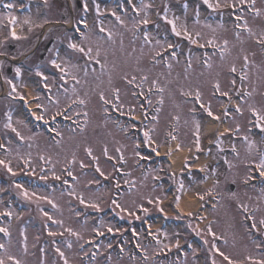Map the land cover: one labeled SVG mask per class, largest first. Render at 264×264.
I'll return each mask as SVG.
<instances>
[{
  "label": "rangeland",
  "instance_id": "rangeland-1",
  "mask_svg": "<svg viewBox=\"0 0 264 264\" xmlns=\"http://www.w3.org/2000/svg\"><path fill=\"white\" fill-rule=\"evenodd\" d=\"M74 2V0H72ZM143 0L145 4H152V8L147 10V15L150 21L153 23L152 30L149 31L150 37L153 41L151 45L145 44L143 34L138 31V28L134 29L133 24L138 21L144 12L137 13L135 16H131L130 23L132 24V29L129 26V20L125 18L129 17V14H119L125 18V25H121L116 18L104 17V13L112 11L116 7V0L111 1V5L100 4L96 0H88V12L82 15V19L89 22L91 28L85 34L89 36L90 40L85 42L82 38L77 40L71 35L72 33L67 30L63 33H56L51 31V35L57 37L56 45L54 46L51 57L45 62L39 65V72L44 73L48 77L45 81L40 75L31 74L24 69L25 73L21 80H13L11 77L7 76L6 62H3V67L0 74V133L6 140V145H9V149L13 152V155H0V159L10 161L11 167L15 170L19 165L18 156L25 158H30L32 164L37 166L36 171L40 172V181L36 185L24 187L29 190V192H35L38 196H48L50 200L54 201L58 207L54 208L52 204L47 201L36 202V197H33L31 201L22 199L15 200L12 205V201L9 203L8 207L5 204L4 199H2L3 204L0 200V211H11L14 214L11 216L10 221L5 220V222H0V227L8 228L10 232V237L7 238L0 237V243H4L7 247L8 253L17 256L21 259L23 264H64L63 258L57 253V259L51 258V252H56V247L59 246L61 251L64 252L67 257L69 264H81L79 260L80 251H78L77 246L84 242L85 240L94 239L95 235H98V243L100 252H110L111 259L108 262L101 260H96L89 264H201L202 259L199 260L201 255L203 263L212 264V260H216V264H229L218 252L212 249V244L215 243L216 247L220 249L221 252L228 256L232 261L237 262V264H252L251 261L247 259L248 256H252L254 260L264 259V225H261L259 221L264 219V183L260 185H255L251 188H245L242 184V180L249 176V164L259 163V158L264 155V138H258V136L253 135L250 131V121L253 119L252 113L249 111V105L255 106L257 109L264 112V52L259 48V43L257 40L260 38L261 33H264V0H256V7L261 9V15H254L249 9L246 11L243 9L242 12H238L236 15H243L248 21V26L252 28L255 36H250L246 30L237 29L236 24H231L230 14H234L232 9L224 8L219 11H213L209 9L207 5L203 6V0H195L196 3H191V0ZM47 7H42L34 4L30 6L31 12L25 13L23 15H18L14 8L20 2L15 1L12 15L18 18L15 25L16 31L19 36H33L35 38L31 41L20 40L16 44L18 45L15 51L16 58H21L32 46H34L40 36L41 30L46 26L45 21H50L54 19L53 17L46 18L50 15L54 6H49L51 0H47ZM132 4L140 5L141 0H131ZM215 2V0H213ZM223 2V0H222ZM94 3H99L103 15L97 16L94 11ZM187 3L188 8L185 10L184 4ZM21 4V3H20ZM168 9V18L179 17L177 21L178 26L182 23L187 24L189 32L192 33L193 39L200 43L199 46L203 45L204 48L213 47L211 44H207L206 41L215 37L216 43L223 46V41L228 40V52L223 58H221L220 53L209 52L203 58L201 54H194L193 43L183 36L177 37L171 31V26L163 19L164 10ZM199 8L200 11V21L195 23V9ZM55 9V8H54ZM107 10V11H105ZM116 10V9H115ZM158 12L161 15L154 16ZM0 16V53H10L8 52L7 45L14 44L15 39H11V30L8 25H11L8 20V13ZM133 14V13H132ZM140 14H143L142 16ZM212 14L213 17L209 19V15ZM139 16H141L139 18ZM157 18V19H156ZM156 21H153L155 20ZM25 20H30L31 25L25 23ZM65 20L71 23V20L66 18ZM65 20H62L63 22ZM103 22V27L113 32V38L111 40L107 39V33H101L99 28L101 26L100 22ZM211 25L209 28L207 25ZM223 24V27L220 25ZM26 26L27 31L22 32ZM39 25H42L39 26ZM157 25L159 27H157ZM46 29V28H45ZM134 29V31H133ZM215 29V31H213ZM236 31H240V39L236 38ZM201 33L200 37H196L195 33ZM5 37L8 39L5 41ZM103 37V39L101 38ZM161 40L163 47L161 45L155 44V41ZM121 40L123 43L121 44ZM70 41L85 44L91 42L95 47L96 43L101 46V56L100 61L105 65L101 69L100 64H97L95 60L89 61L81 53L75 52L68 48V43ZM171 43L176 45L175 48L179 49L176 52V57L173 58L171 55L165 54L167 49V44ZM143 49V51H141ZM156 51H160L161 55L156 57L159 63L153 61V54ZM178 51V50H177ZM59 52L58 62H67L70 65H78L76 68H70L69 71L74 74L79 83L72 80V75H68L64 79H61V74L58 69H55L50 61L57 58L56 53ZM247 55L249 59L248 67L244 68L243 57ZM3 55H0V58ZM191 56V68H188V59ZM32 60H36V55L31 56ZM208 59L209 63L212 65L211 68L204 64V60ZM1 60V59H0ZM172 64L171 70L167 68L168 63ZM235 64L236 73L230 71L231 66ZM244 72L248 76L247 85L252 92V96L249 99H245V116L235 119L232 118V124L230 123L229 128H235L237 124L240 125V131L242 132V139H236L234 143L239 147V156H233L231 159L232 167H227L225 164L224 157L226 155L225 147L232 144L229 136H223V144L218 146L214 142L212 135L206 133V125L203 120L204 117H195L197 113V108L194 106L193 96L197 88L208 91L212 94L213 86L215 82L220 79H228L227 77L232 76L231 79H236L240 74L239 71ZM87 71V75H85ZM50 73V74H49ZM128 75L129 79L132 76L137 78L147 75L148 81L145 86L151 85L152 80L159 79L160 84L165 87L164 103L161 105L157 111L155 117L157 119L151 121V125L148 127L153 128L154 126V137L156 135L158 138L166 135L167 130H169L170 123L172 120L175 121L176 127L182 130L180 140L185 145H190L191 149L196 152L197 155L204 154L210 164L206 166V169L214 167L213 159L218 162V168L213 173L211 181L214 182V187L222 195L219 198L220 206L213 210L216 216V220L213 225L212 232L218 235V238L213 239L210 233L207 231L208 228L201 229L200 235H197L192 229L196 228V225L200 227L205 226L206 217L200 219L198 216L192 219L197 220V222L190 220L191 218L185 217L180 213L175 207V199L172 203L167 204V199L169 201L170 194L162 192L163 187L168 183H174L176 185L175 191L176 197H180L183 194L188 195L187 191L191 189L189 186L181 189L178 186L177 180L174 176L170 174V166L166 164L163 166L160 179L163 177L167 180V183L153 181L152 177L155 171H147L146 174L140 173V168L135 166L136 156L133 155L134 144L136 143L131 137L126 136L125 131L114 124L113 120L103 116L105 103L100 99V93L103 92L105 98L110 101H116L114 99L113 89H120V100L118 101V109L123 113L127 110L133 112L141 109V103L139 102L141 96L146 97L148 92L145 86L143 87L144 95H140L141 89L136 87V84H128L124 79V75ZM5 77L12 80L13 84L16 85V91H21L24 93H19L23 96L29 94L38 95L39 91H43L44 84L48 83L51 88V96L58 98L60 101L59 105L51 102V100H41L40 105H44L49 112H54L61 110L63 105L67 104L71 100H76L77 96L86 101V104L82 105L81 109L76 108L77 111H86L87 117L85 119L87 122L84 124V130L71 134L69 132H62V138L57 142L48 141L43 135L37 136L31 135L23 129V124L25 128L26 124L22 120V113L12 96H9V92L12 89H8L10 85L6 82ZM19 77V76H18ZM14 78V76H12ZM39 78V79H38ZM203 82L206 84L203 85ZM75 84L76 94H73L72 87ZM201 84V85H200ZM67 88V93L64 92L63 88ZM183 92L192 91L193 95H183ZM4 95H3V94ZM14 94V93H13ZM210 94L204 95V100L201 98L203 105H208L211 101ZM50 97V98H52ZM160 97V96H157ZM48 98V99H50ZM213 100V99H212ZM51 103L52 109H50L49 104ZM116 104V103H115ZM129 106V107H127ZM242 108V107H241ZM215 111V109H212ZM115 111H117L115 107ZM11 112L12 123L24 137L21 140L15 132L16 138L19 145L13 140L9 139L12 137L15 139L13 133L9 132L11 129H7L4 125L7 123V114ZM216 112V111H215ZM179 120H176V117ZM199 122V139H200V149L197 150L195 146L196 141V124ZM206 120V119H205ZM23 122V124H22ZM196 122V123H197ZM22 125V126H21ZM123 126V125H122ZM125 127V126H124ZM125 128H128L126 126ZM29 131V129H27ZM217 134V133H216ZM237 134V133H236ZM178 135V136H179ZM236 136V135H235ZM248 136L250 141H255L254 147L249 151L248 142L244 141L243 137ZM208 140H212V145L206 147L204 143ZM167 141V139H166ZM214 143V144H213ZM16 144V145H15ZM107 145L108 156L103 154V148ZM215 145V146H214ZM231 146V145H230ZM91 148L93 155L98 157V161L92 160L86 149ZM223 148V151L220 148ZM120 148L125 155L127 163H122L119 161V154L116 149ZM10 151V152H11ZM137 151H141L137 149ZM15 153V154H14ZM5 156V157H4ZM44 157V159H41ZM75 157L76 163L70 164L69 162ZM110 157H115L116 159H110ZM203 157V156H202ZM47 161V162H46ZM80 161H83L86 167L82 168L80 166ZM206 162V161H205ZM99 164L100 169L105 173L104 176H100L99 172L96 171V165ZM200 162L197 163V165ZM5 169L4 166L0 165ZM53 166L55 168L56 176L60 177V182L55 179L52 175ZM115 166V167H114ZM193 166V165H192ZM72 172L73 176L69 177L65 174V168ZM116 169H121L122 171H117ZM208 170V171H209ZM125 173H130V175H125ZM68 177H65V176ZM41 177H47V179H42ZM159 179V180H160ZM197 176L192 177L190 180L195 181L192 183H197ZM67 180L68 183L65 184L64 181ZM183 180V179H181ZM188 180V181H190ZM90 181H98L99 183H90ZM119 181V188L116 187V182ZM127 181V183H126ZM217 181L219 183L217 184ZM232 181L236 185L235 196L232 192H226V183ZM108 182V183H106ZM187 182L183 181V185ZM161 184L160 186H157ZM180 185V184H179ZM181 190L178 191L179 188ZM200 186L197 187L199 189ZM258 188V190H256ZM75 191L76 196L69 195L70 192ZM83 194L86 204H81L77 196ZM157 197L160 198L159 204H157ZM116 200L123 207L127 208L128 211L134 213L133 216H129L127 212L121 213L119 208H115L112 201ZM152 200V203H149ZM96 202L100 204V210L98 213L106 212L102 216H97L93 214L88 215V210L94 213V208L88 207L87 203ZM24 203L25 210H19V203ZM166 202V203H165ZM181 202V201H179ZM243 204L247 206L248 212H245L240 205ZM150 208L148 213L155 214L161 212L159 209L162 207L164 213L171 216H176L177 220L180 218H186L182 220L186 221L188 226H184L183 232L179 230V225L175 224V228L172 229L170 225L167 226L166 230H159L158 224L152 226L155 228L158 238L162 241L163 245L169 244L168 239H176L180 232L186 235L196 234L197 237L194 239L195 243L191 250L184 251L183 257H176L175 259L168 260L166 262L165 258H152L156 252L162 248V245H148L144 242L143 233L139 229L137 233H141L139 243L141 246H145L148 250L149 260L140 261L137 257L128 256V250L123 253L122 256L117 255V250L109 251L107 247L108 244H115V240H112L109 236H117L118 234L125 232L128 228L125 225L120 224L113 218V215L108 212L112 210L117 214V217L123 221L138 220L135 217L143 215V210L141 208ZM48 212L53 220H48L47 217L43 215V212ZM24 212V213H22ZM80 213V215H77ZM222 214V217L220 215ZM24 215V216H23ZM23 216V217H22ZM17 221V219H19ZM250 217L255 218L256 229L263 235L259 239L255 238L252 231L255 228L249 226L246 219ZM220 218V219H219ZM25 219L23 222L22 220ZM34 219H39L40 224L35 225L37 222ZM16 222L14 223V221ZM54 220H62L63 226L54 223ZM87 221V223H85ZM103 221V225L112 226L113 229L119 228L120 232L107 231V228L100 225ZM245 222V223H244ZM8 223V224H7ZM34 223V224H33ZM196 225H195V224ZM153 224V223H152ZM191 225V227H189ZM100 227V231L103 235H99L94 232L93 229ZM72 228L74 231L79 232L82 239H77V237L69 234L66 229ZM208 227V226H206ZM49 231L57 233L55 236L49 235ZM167 233V236L164 233ZM257 232V231H256ZM59 233H63L60 235ZM125 234V233H124ZM27 236V253L23 250L24 236ZM45 237L46 239L39 245V236ZM105 236V237H100ZM125 237L122 241L129 242L131 239L129 236ZM138 236V235H137ZM61 237L59 241H54V238ZM163 237H165V240ZM216 237V236H215ZM253 237V238H252ZM107 238V239H106ZM164 240H161V239ZM262 239V240H261ZM207 240L208 243L205 244L204 241ZM71 241L72 247L67 246L68 242ZM227 241V243H225ZM148 242V241H147ZM259 245V247L257 246ZM263 246V247H262ZM123 248H126V244L123 243ZM43 249V251H41ZM212 249V250H210ZM0 255H4V252L0 250ZM32 255V256H31Z\"/></svg>",
  "mask_w": 264,
  "mask_h": 264
},
{
  "label": "snow or ice",
  "instance_id": "snow-or-ice-1",
  "mask_svg": "<svg viewBox=\"0 0 264 264\" xmlns=\"http://www.w3.org/2000/svg\"><path fill=\"white\" fill-rule=\"evenodd\" d=\"M45 2H47V0H45ZM203 3L205 5H207V7L209 9H212L213 11H219L221 9H224V8H229V9H232V10H236V9H241V11H243L244 7L246 6L254 15L256 16H260L261 15V9L260 8H257L256 7V0H215V2H213V0H203ZM5 7L9 10V15H8V20H9V23L12 25V28H11V38L12 39H15V40H20V39H26V37H21L17 34L16 32V28H15V25L17 23V20L18 18L14 15L11 14V10L14 8V5L9 3L7 5H5ZM132 9L134 12L136 13H141V12H144V15L138 20L136 21L134 24H133V28H138L140 25H148L150 23V20L148 18V15H147V10L148 9H151L153 6L152 4H145L143 3V0H141V6L140 7H137L136 4H132L131 5ZM184 8L185 10H187L188 8V5L187 3L184 4ZM83 10L85 12H87L89 9H88V0H84V3H83ZM94 11L95 13L97 14V16H101L103 15V12L101 10V7H100V4L99 3H94ZM107 11V10H105ZM168 9L166 8L164 10V16H163V19L171 26V31L172 33L175 34V36L177 37H180V36H183L185 37L186 39H188L191 43L193 44H196L197 43V40L196 39H193V36H192V33L189 32L188 28H187V24L186 22L185 23H182L178 26L177 24V21L179 20V17H173L172 19H169L168 18ZM111 15L114 16L116 18V20L121 24V25H124L125 22L124 20L121 18V16L117 15V12L115 9H113L111 11ZM195 23H199L200 21V11H199V8H196L195 9ZM48 21H45V23H47ZM65 23H68L67 20L64 21ZM25 23L31 25V21L30 20H25ZM79 23L81 24H84L86 27H87V21L86 20H81L79 21ZM101 26L99 28V31L101 33H107V39L111 40L113 38V32L108 30V29H105L103 27V22L101 21ZM235 24H236V28L237 29H243V30H246L247 33L250 35V36H255L256 34L253 32L252 28H250L248 26V21L247 19L244 18V16L241 14V15H237L235 17ZM42 27V25H39ZM157 27H159L157 25ZM207 27L211 28L212 26L209 24L207 25ZM220 27H223V24L220 25ZM77 31H79V29H77ZM213 31H215V29H213ZM196 37H200L201 33L199 32H196L195 33ZM236 35V38L237 39H240V31H236L235 33ZM80 36L82 37V39L85 41V42H88L90 40L89 36H87L85 33L81 32L80 33ZM143 37H144V42L145 44H149L151 45L153 43L151 37H150V33L147 32V31H144L143 32ZM103 39V37H101ZM8 39V37H5V41ZM257 42L260 44V45H264V33H261V36L260 38L257 40ZM123 43V41L121 40V44ZM207 44H211L213 47H219L220 48V55H221V58H223L225 56V54L228 52V44H229V41L228 40H224L223 41V46L221 47L220 45H218L216 43V39L215 37H213L212 39L210 40H207L206 41ZM155 44L157 45H161V47H163V44L161 42V40L157 39L155 41ZM0 46H2V42H0ZM176 47V45L174 44H171V43H168L167 44V49H174ZM68 48L75 51V52H79L81 53L84 57L87 58V60L89 61H92V60H95V62L97 64H100V67L101 69H103L105 67L104 64L101 63L100 61V56H101V46L99 43H96L95 47L93 46V44L91 42L87 43V46L85 44H81V43H76V42H73V41H70L68 43ZM141 51H143V49H141ZM0 55H7V53H0ZM161 55V52L160 51H156L154 52L153 54V61L155 63H159L158 60H156V57L160 56ZM56 56L57 58L55 59H52L50 61L51 65L55 68V69H58L59 70V73L61 74V79H64L65 77H67L68 75H72V80L75 81L76 83H79V80L77 79V77L72 74L69 69L70 68H76L78 67V65H70L68 64L67 62H63V66H62V63L61 62H58V58H59V52L56 53ZM171 56L173 58L176 57V52L173 51L171 53ZM243 60H244V68L246 69L248 67V64H249V59H248V56L245 55L243 57ZM204 64L211 68L212 65L209 63L208 59H205L204 60ZM167 68L169 70H171L172 68V64L169 62L167 65ZM3 67V62H0V68ZM188 68H191V56H189L188 58V65H187ZM230 71L232 73H236L237 69H236V66L235 64H233L231 66V69ZM21 68L17 67L15 69V73L17 76L21 75ZM38 75H40L41 77H43V79L45 81L48 80V77L44 75V73L42 72H39L38 71ZM85 75H87V71H85ZM123 79L128 83V84H136V87L141 89L140 91V95H144V91H143V84L146 83L148 81V76L147 75H143L140 77V83H136V80H137V77L136 76H132L131 79H129L128 75H124L123 76ZM5 80L6 82L11 86L12 88V92L9 93V96H11L13 93H16V85L13 84L12 80H9L7 77H5ZM240 80H241V85H240V88L243 89V82L244 81H247L248 80V76L246 73L244 72H241L240 74ZM231 85L233 87H235L236 85V80L235 79H232L230 81ZM151 87H149L147 89V91L149 93H151L153 91V89H155L158 93H160V99L158 101V103L160 105H163L164 103V96H163V93L165 92V87L162 86L160 84V81L159 79H154L152 80L151 82ZM44 87L45 88H50V85L48 83H45L44 84ZM61 88H63V85H61ZM64 92L67 93L68 89L67 88H63ZM214 90L215 92H221V85H220V82L217 80L214 84ZM72 92L73 94H76V88H75V84L73 85L72 87ZM113 94H114V99L116 101H119L120 100V89L119 88H115L113 89ZM182 94L183 95H193V92L192 91H187V92H183L182 90ZM16 95H20L19 93H16ZM195 98L197 100H200L201 99V96H202V93L200 91L199 88H197L195 90ZM221 95H223L224 97H227L229 100H231V96L229 95V93L227 91H224L221 93ZM236 95L239 96L242 100H245L246 97H251L252 96V92H241V91H237L236 92ZM23 98V97H21ZM51 99V102L56 104V105H59L60 104V101L58 98H50ZM100 99L105 103V105H108V104H112V101L108 100L105 98V95L103 92L100 93ZM72 103H79L80 105H84L86 104V101L84 99H81L77 96V99L76 100H73ZM149 105H151V100L148 101ZM113 107H117L116 104H112ZM201 107L205 109V111L208 113L209 116H213V112H212V107H211V102L209 101L208 105L205 106L203 104H201ZM37 108H40V109H43L44 112H47V108L44 106V105H40L38 104L37 105ZM119 110V109H118ZM235 110L237 113H243V109L241 108L240 104H236L235 105ZM131 111H134V109H132ZM157 111H159V109H157ZM249 111L252 113L253 117H254V126L256 127H259L262 131H264V112H262V110L260 109H257L255 106L253 105H249ZM105 112H107V108H105ZM228 112H227V108H225V115H227ZM32 115L35 117V119L37 121H44L45 123H48L47 120H45V117L43 114H40L38 115L36 112H32ZM57 115H62L61 112L57 111L55 115H53L51 117L52 120H55L56 116ZM84 116L87 117V113L85 112L84 113ZM217 121L220 120V117L219 116H215L214 117ZM153 119H157L156 117H153ZM176 120H179V117L177 116L176 117ZM250 123H252V121H250ZM5 128L7 129H11L13 132L16 133V135L21 139V140H24L25 137L15 128L13 127V123H12V114L11 112H9L7 114V123L4 125ZM133 128H135V125H132ZM199 128H200V125H199V122L196 123V141H195V146L197 148V150L200 149V139H199ZM125 132L128 131V128H124L123 129ZM154 126L152 129H148V130H145L143 131V140L151 147L152 144L155 143V141L153 140V137H152V132L154 131ZM53 131H56L55 129H53ZM228 132H233V129H228L227 130ZM240 131V125L237 124L236 127H235V132H239ZM59 134V133H57ZM234 134V132H233ZM168 136L172 139V140H175L176 139V136L173 135L172 133H168ZM224 136V133L223 132H219L216 134V140L213 141L216 145L220 146L223 144V139L222 137ZM244 141L248 142V147H249V151H251V149L254 147L255 145V141H250L248 136H244L243 137ZM0 147H2V145H0ZM140 147V144H139V141H137L135 144H134V148H133V155L136 156V157H139L140 159H149V157H143L141 156L140 152L137 151V149H139ZM158 147V145H157ZM179 148V146H178ZM221 151H223V148L221 147L220 148ZM117 153L119 154V161L122 162V163H127V160L125 158V155H124V152L120 149V148H117L116 149ZM153 151L156 152L157 155H159V152L156 151V148H153ZM232 151L235 152V154L237 156H239V152H236V149H235V145L232 146ZM86 152L87 154L92 157V160L94 161H98V157L94 156L93 155V151L92 149L89 147L86 149ZM103 154L105 156H108V147L107 145L104 146L103 148ZM168 155H171V150L169 151ZM41 159H44V157H41ZM110 159H116L115 157H110ZM47 162V161H46ZM30 163V159H26L24 160V164L25 166H28ZM70 164H75L76 163V160H75V157H73V159L69 162ZM137 163H139V160L137 161ZM228 163V167L231 168L232 167V164L231 162H227ZM255 164V167L259 170V175L262 179H264V155H261L260 158H259V163H255V161L253 162ZM0 165L4 166L7 171L9 173H11L12 175H16V173L13 171L12 167H11V163L10 161H7V160H4V159H0ZM80 166L82 168L86 167V165L84 164L83 161H80ZM115 167V166H114ZM117 171H122L121 169H116ZM203 170V169H202ZM96 171L99 172L100 176H104L105 173L100 169L99 167V164L97 163L96 165ZM213 171H215V169H213ZM35 174V172H33V175ZM52 175L55 179L59 180L60 177L59 176H56L55 174V168L53 166V170H52ZM67 175L69 177H72L73 174L72 172H68ZM125 175H130V173H125ZM42 179H47V177H41ZM247 182V180L245 181ZM65 184L68 183L67 180L64 181ZM90 183H99L98 181H90ZM127 183V181H126ZM219 183V181H217V184ZM116 187L119 188V181L116 182ZM15 188H17L19 190V194L25 199V200H29L31 201L33 199V197H36V202L39 203V201L43 200V201H47L48 203L52 204V206L54 208L58 207V205L55 204L54 201L50 200L48 196H38L37 193L35 192H29L28 189L24 188V186L22 184H15ZM180 188L183 189V181L180 182ZM211 191V190H210ZM69 195H72V196H76L77 194L75 193V191H72L69 193ZM233 196H235V193H232ZM204 197L201 196V199H203ZM77 199H79L80 203L81 204H86V201L84 199V196L83 194H80L77 196ZM153 201L152 200H149V203H152ZM160 202V198L157 197V204H159ZM175 207L177 209H179L180 207V203H179V196L176 197L175 199ZM112 204L114 205L115 208H119L120 209V212L121 213H124V212H127L128 215L131 217L134 215V213H132L131 211H128L127 208L123 207L121 204H119L116 200H113L112 201ZM87 206L88 207H91V208H94V209H97V210H100V204L99 203H96V202H90V203H87ZM241 208L244 209L245 212H248V209H247V206L241 204L240 205ZM143 212L145 214L148 213L149 209L147 208H143V206H141ZM161 212L164 211V209L161 207L159 209ZM41 211L43 212V209H41ZM8 216H12L14 213L11 212V211H8L6 213ZM0 215H3V213H0ZM43 215L45 217L48 218V220H53V217L48 213V212H43ZM77 215H80V213H77ZM189 216L192 215V213H188ZM136 219H140L139 216H136L135 217ZM200 219H204V217H200ZM54 223L58 224V225H61L63 226V221L62 220H54L53 221ZM85 223H87V221H85ZM259 223L261 225H264V219H261L259 221ZM100 225L101 226H104L107 228V231L109 233L115 231V232H120L121 229L119 228H115L113 229L112 226H106V225H103V221L100 222ZM189 227H191V225H189ZM252 227L253 228H256V221H255V218L252 217ZM194 232H196L197 235H200L201 232L200 230L198 229V226L196 228H193L192 229ZM66 231L77 237V239H82L81 235L79 232H76L74 231L72 228H67ZM94 232L98 233L99 235H103L104 233L100 231V227H96L93 229ZM134 235H139L138 233L135 232V229L132 230ZM159 231V230H158ZM207 231L209 233L212 234L213 236V239L215 240V233L212 232V228H211V225L208 226V229ZM257 231H259V229H257ZM0 232L4 233L5 235L9 236L10 237V232L8 230V228L6 227H0ZM60 235H63V233H59ZM49 235L51 236H55L57 235V233H54V232H51L49 231ZM149 235H152L155 239H156V243L157 245H162V248H165V249H168V250H171L172 247H175L177 249L180 248V242L179 240L176 241V243L174 245H171V244H167V245H163L162 244V241L159 240L158 238V234L157 233H152L151 231H149ZM165 236H167V233L165 232L164 233ZM205 244L208 243L207 240L204 241ZM225 243H227V241H225ZM67 246L69 248L72 247V243L71 241L68 242ZM259 247V245H257ZM81 248H83V244L80 245ZM97 248H99V245H96ZM108 248H111L112 245L111 244H108L107 245ZM136 247L139 248L141 250V252H143L144 254V258L145 260L148 259V253H147V250L145 248H143L139 243L136 244ZM212 249L215 250V252H218L220 256H222L225 260H227L229 262V264H237V262L235 261H232L228 256H225V254L223 252L220 251L219 248L216 247L215 243L212 244ZM210 249V250H212ZM0 250H2L4 252V255H0V264H23L22 260L17 258V256L15 255H12V254H9L8 253V250H7V247L4 243H0ZM23 250L25 253H27L28 251V245H27V236L25 235L24 236V245H23ZM41 251H43V249H41ZM121 251H123V247L121 246ZM56 252L60 255L61 258H63L64 260V264H69V261L67 259V257L65 256L64 252L61 251L60 247L57 246L56 247ZM85 255H87V253H85ZM109 259H111V257H109ZM247 259L249 261L252 262V264H264V259H261V260H254L252 256H248ZM212 264H216V260L213 259L212 260Z\"/></svg>",
  "mask_w": 264,
  "mask_h": 264
},
{
  "label": "bare ground",
  "instance_id": "bare-ground-1",
  "mask_svg": "<svg viewBox=\"0 0 264 264\" xmlns=\"http://www.w3.org/2000/svg\"><path fill=\"white\" fill-rule=\"evenodd\" d=\"M30 95H32V94H30ZM215 124H216L215 122H211V126L215 127L216 126ZM225 127H226L225 125L223 127H221L223 131L225 129L227 130V128H225ZM173 145H174V148L175 149L178 148L177 143H174ZM184 156H185V153H184V151H182V152H180V153L177 154V158H176V155H173V159H174V161H175L176 164H180L182 162ZM193 200H194V197H191V196H189V198L186 197V199H185V201L183 203L184 206L186 208H189L190 207V204L193 202Z\"/></svg>",
  "mask_w": 264,
  "mask_h": 264
}]
</instances>
